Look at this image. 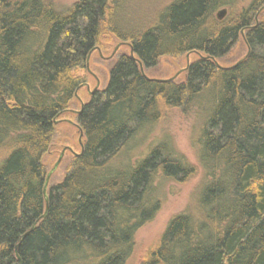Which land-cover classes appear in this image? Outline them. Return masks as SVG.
<instances>
[{
  "label": "trees",
  "instance_id": "1",
  "mask_svg": "<svg viewBox=\"0 0 264 264\" xmlns=\"http://www.w3.org/2000/svg\"><path fill=\"white\" fill-rule=\"evenodd\" d=\"M234 1L174 0L126 34L117 22L123 0L64 9L57 0H0V264H126L136 231L160 209L156 183L195 169L166 139L135 165L115 159L163 110L192 105L205 110L198 215L173 216L144 264H264V18L255 19L264 0L215 15ZM241 31L248 56L217 66ZM104 34L129 41L134 58L120 56L107 86L83 104L82 153L46 203L41 159L54 120L82 84L73 69ZM188 52L203 55L183 82L140 71L138 62L151 68Z\"/></svg>",
  "mask_w": 264,
  "mask_h": 264
},
{
  "label": "rangeland",
  "instance_id": "2",
  "mask_svg": "<svg viewBox=\"0 0 264 264\" xmlns=\"http://www.w3.org/2000/svg\"><path fill=\"white\" fill-rule=\"evenodd\" d=\"M174 0H123L121 12L118 15V25H122L124 33L131 30H144L151 25L155 16ZM73 0H57L61 9L71 5ZM252 0H235L232 8L222 6L217 8L215 15L224 10L222 18L230 17L240 9L247 7ZM221 18V19H222ZM264 18V6L255 15L256 20ZM129 41L121 40L114 34H104L100 38L97 48L89 53L83 64L73 69V74L80 78L81 85L74 92L68 110L54 120V130L51 144L43 154L41 163L45 174L53 169L61 156V160L49 177L47 190L59 183L67 172L72 170L76 154L80 153L84 137L77 124V111L81 104H86L94 92L102 91L108 83L112 65L122 55L130 54ZM118 48L115 50V48ZM248 51L243 34H240L230 51L215 62L221 67H230L242 60ZM199 52L161 57L151 68H143V73L151 79L172 78L175 83L185 80L187 67L197 60ZM92 92V94H91ZM205 120V110L199 106L175 107L163 110L161 118L152 126L143 128L130 149L127 144L120 151L115 161L122 166L135 165L142 155L161 139L171 143L178 155L192 165L195 172L183 181L164 179L156 183V193L159 194L161 205L154 218L141 226L134 235V248L126 264H144L148 254L157 246L161 234L169 220L178 214L190 213L194 217L198 214L197 203L202 184L205 181L203 170L198 161L199 134ZM82 133V136L80 135ZM128 151V152H127ZM143 153L142 155H140ZM129 156V160L127 159ZM45 176V178H46Z\"/></svg>",
  "mask_w": 264,
  "mask_h": 264
},
{
  "label": "water",
  "instance_id": "3",
  "mask_svg": "<svg viewBox=\"0 0 264 264\" xmlns=\"http://www.w3.org/2000/svg\"><path fill=\"white\" fill-rule=\"evenodd\" d=\"M223 13H224V10L221 11V12H219V13L217 14V17H218L219 19H221L222 16H223ZM241 34H243V31H241ZM129 47H130V45H129ZM117 48H118V46L115 48V50H116ZM248 54H249V48H248L247 54H246V56H245L244 58H246V57L248 56ZM129 56H130L131 58H134V55H133V52H132L131 47H130V54H129ZM244 58H243V59H244ZM87 60H88V57H87ZM239 62H240V60L237 61L235 64H237V63H239ZM138 63H139V67H140V71H141V73H142L146 78H148V77L143 73V68H142L141 63H140V62H138ZM235 64H234V65H235ZM216 65L219 66L217 63H216ZM219 67H221V66H219ZM148 79H150V78H148ZM156 80H159V81H162V82L173 81V77H172V78H167V79H156ZM91 94H92V92H91ZM82 109H83V103L81 104L80 110L77 111V115L80 114V112H81ZM79 131L81 132V129H80V128H79ZM80 135L82 136V133H80ZM82 150H83V147L81 148L80 153L76 154V156H79V155L82 153ZM60 160H61V156L59 157V159H58L57 162L55 163L53 169L47 174V176H46V178H45V182H44V186H43V195H44V198H45L46 203H47V194H46V192H47V185H48L49 177H50V174L52 173V171L54 170V168H56L57 165L59 164ZM32 229H33V228H32ZM32 229H30V231H31ZM30 231H28V232H30ZM28 232H27V233H28Z\"/></svg>",
  "mask_w": 264,
  "mask_h": 264
},
{
  "label": "bare ground",
  "instance_id": "4",
  "mask_svg": "<svg viewBox=\"0 0 264 264\" xmlns=\"http://www.w3.org/2000/svg\"><path fill=\"white\" fill-rule=\"evenodd\" d=\"M236 65V64H235Z\"/></svg>",
  "mask_w": 264,
  "mask_h": 264
},
{
  "label": "flooded vegetation",
  "instance_id": "5",
  "mask_svg": "<svg viewBox=\"0 0 264 264\" xmlns=\"http://www.w3.org/2000/svg\"><path fill=\"white\" fill-rule=\"evenodd\" d=\"M93 95V94H92Z\"/></svg>",
  "mask_w": 264,
  "mask_h": 264
}]
</instances>
